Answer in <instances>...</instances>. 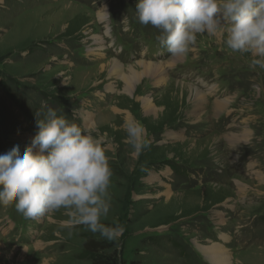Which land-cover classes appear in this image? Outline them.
I'll return each mask as SVG.
<instances>
[{"label":"rangeland","instance_id":"1","mask_svg":"<svg viewBox=\"0 0 264 264\" xmlns=\"http://www.w3.org/2000/svg\"><path fill=\"white\" fill-rule=\"evenodd\" d=\"M136 3L0 0V154L23 153L48 108L94 129L113 171L104 223L124 229L69 235V210L28 219L0 205V264H91V238L121 264H215L219 248L222 262L264 264V70L226 46L227 23L172 56ZM132 118L149 140L138 156Z\"/></svg>","mask_w":264,"mask_h":264},{"label":"clouds","instance_id":"2","mask_svg":"<svg viewBox=\"0 0 264 264\" xmlns=\"http://www.w3.org/2000/svg\"><path fill=\"white\" fill-rule=\"evenodd\" d=\"M135 11L140 24L160 30V45L174 57L187 54L198 34L227 23L226 46L264 70V0H137ZM37 128L23 153L16 145L0 154V205H14L28 219L66 209L71 219L61 227L69 235L83 225L105 239L118 238L124 229L104 223L113 171L103 139L53 108L37 119ZM123 128L138 156L149 144L145 127L132 118Z\"/></svg>","mask_w":264,"mask_h":264},{"label":"trees","instance_id":"3","mask_svg":"<svg viewBox=\"0 0 264 264\" xmlns=\"http://www.w3.org/2000/svg\"><path fill=\"white\" fill-rule=\"evenodd\" d=\"M108 247L104 242L95 239L86 240L83 248L84 257L91 261V264H121L115 254L103 253ZM132 264H140L132 262Z\"/></svg>","mask_w":264,"mask_h":264},{"label":"bare ground","instance_id":"4","mask_svg":"<svg viewBox=\"0 0 264 264\" xmlns=\"http://www.w3.org/2000/svg\"><path fill=\"white\" fill-rule=\"evenodd\" d=\"M104 18V17H103ZM141 63L144 65V66H146L147 67V70H150L151 68H154V62H152V61H150V60H142L141 59ZM142 65V66H143ZM158 66V65H157ZM155 67H156V65H155ZM156 69V68H155ZM141 72V71H140ZM141 75V74H140ZM139 75V73H137L136 74V71L134 72V74H133V77L131 78V79H129L128 78V80H127V87H126V90L128 91V92H132L133 90V87H134V85H135V83L138 81V77L140 76ZM112 88L110 87V86H108L107 87V90H111ZM202 98V97H201ZM228 103V102H227ZM216 105V104H215ZM225 104L224 103H217V106H224ZM226 105H228V104H226ZM225 105V106H226ZM225 237H227V235L225 236ZM229 237V236H228ZM214 247H212L210 250H212ZM214 250V249H213ZM226 251H228L227 249H220L219 248V250H218V252L216 253V251L214 252V253H216L215 254V256H217L218 258H219V260H217V261H215V264H233V260H232V258L230 257V256H227L226 258H225V260L222 262V260H223V258L219 255L220 253H224V252H226ZM210 252V251H209ZM225 254V253H224Z\"/></svg>","mask_w":264,"mask_h":264}]
</instances>
